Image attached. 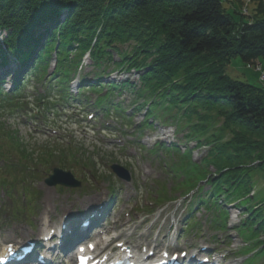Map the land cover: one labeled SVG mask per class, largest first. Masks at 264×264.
<instances>
[{
	"label": "trees",
	"instance_id": "1",
	"mask_svg": "<svg viewBox=\"0 0 264 264\" xmlns=\"http://www.w3.org/2000/svg\"><path fill=\"white\" fill-rule=\"evenodd\" d=\"M225 1L234 0H0V112L7 105L17 108L33 76L46 91H58L53 93L57 100L71 98L68 83L89 53L96 71L93 81L80 78V90L87 86L99 94L96 104L104 115H121L122 104L109 97L128 90L135 97L133 110H145L140 130L152 125L151 117L172 118L167 116L172 109L180 124L196 120L195 134L209 151L201 163L193 162L189 151L180 155L181 184L195 189L193 204L211 210L215 228H226L223 205L238 199L247 213L238 232L258 238L264 232V196L249 202L254 176L264 179V85L231 77L226 66L238 56L247 68L264 71L258 62L264 58V0H250L253 10L244 14L240 5L229 11ZM123 45L130 49L121 50ZM52 56L55 65L47 74ZM110 63L113 70H105ZM114 70H133L139 85L130 79L101 80ZM8 78L10 91L3 87ZM259 80L264 81L260 74ZM50 92V101L56 100ZM159 149L169 156L179 152L162 143L151 151ZM68 151L66 157L77 150ZM88 162L94 166L92 159ZM191 222L186 219L182 229ZM254 243L264 248V241Z\"/></svg>",
	"mask_w": 264,
	"mask_h": 264
},
{
	"label": "rangeland",
	"instance_id": "2",
	"mask_svg": "<svg viewBox=\"0 0 264 264\" xmlns=\"http://www.w3.org/2000/svg\"><path fill=\"white\" fill-rule=\"evenodd\" d=\"M225 5L232 12L240 5L242 6L240 12L243 14L251 12L254 7V4L243 5L235 0L225 1ZM126 48L128 51L130 46H120L121 50ZM73 54L74 52L71 53ZM113 55L116 59V54ZM83 58H87L86 55ZM51 59L48 74L53 70L51 65L54 56ZM84 62L86 64L83 63L77 72L90 79L96 68L92 67L91 60L84 59ZM258 62L264 69V58ZM245 65L240 57L234 56L226 66V73L256 85H264V81L259 80V74L261 78L264 77V71L259 73L253 66L247 68ZM104 67L103 64L101 69ZM113 68L114 65L110 63L104 69ZM126 76L139 85L136 72L119 75L122 79ZM24 78L22 76L21 81ZM45 89V85L40 81L33 80L21 94L19 108L11 109V105H7V108L0 112V248L6 242L16 241L19 237L24 240L38 239L42 217L45 216L44 213L40 218V211L47 208L51 219L49 223L54 225L62 216V212L70 208L71 202L75 203L73 208L76 207V212L80 211L81 214H85L86 209H94L109 202L107 224L96 231V234L106 241L117 236L112 246L116 241L122 242L127 239L131 243L139 244L140 248L148 246V251L156 243L159 253L163 251L164 246H170L177 254L184 249H187L189 254L191 249L209 247L215 258L224 257L227 263L234 261L236 264H264V248L256 254L249 248L251 244L248 241L253 242L255 237H250L249 232H246L245 239L236 234L235 227L239 224L240 218L247 214L245 206L241 205L238 199H234L224 208L228 212L227 229L219 231L212 229L211 212L206 211L203 206H198L192 213L193 227L180 232V224L187 211L186 199L190 196L180 193V185L175 187L181 174L172 178L173 172L169 165L176 162L177 158L168 157L160 150L150 151L154 144L151 133L154 131L153 126L157 125L158 129L161 123L168 125L176 123L177 137L190 145L191 160L201 163L208 154L209 146L200 143L203 142V138L198 141L195 133L199 128L194 131L195 119L192 120V124L188 122L180 124L172 114L175 113L172 109L167 115H172V118L151 117L149 121L152 127L150 124L140 130L141 126L137 125L143 121L145 110L141 108L139 111H132L136 102L131 91L121 90L119 93L115 91L109 99L111 102L122 104L124 109L121 115L112 112L110 116H104L96 109L97 95L89 90L80 91L77 96L80 100L50 102L48 101L50 91L47 92ZM53 92L56 91L51 90V97H55ZM142 101L143 98H140L137 103ZM55 102L59 104L55 105ZM88 113H94V117L88 118ZM205 134L208 136L209 132ZM176 139L171 137V140ZM57 148L58 153L49 156V151ZM68 150L74 152L77 150L76 155L66 157ZM83 158L85 160H82ZM166 158L167 165L164 166L163 161ZM91 159L94 166L88 162ZM179 161L181 164V158ZM112 162L129 170L130 181L126 182L112 172L110 168ZM60 165L63 169L71 170L81 181L79 187L48 186L44 182L51 168ZM176 171L180 170L176 168ZM210 171L213 173L214 169L210 167ZM254 182L250 192L253 193V199L249 204H255L264 196V179L260 175H255ZM162 187L166 192L164 196H161ZM206 188L208 186H205ZM112 191L114 196L111 195ZM46 193L51 195L47 208L43 204ZM151 207L157 211L146 215L147 209ZM101 209L102 207L100 211ZM121 232H124V235L119 236ZM177 234H181V239L176 243ZM257 239L264 241V232H261ZM55 240L57 241L56 237L54 242ZM51 244L53 243L49 242L47 245ZM255 248L256 246L253 247ZM51 250L53 256L56 255L57 258L62 256V260L58 258L62 264L69 263V253H60L58 256L57 250Z\"/></svg>",
	"mask_w": 264,
	"mask_h": 264
},
{
	"label": "water",
	"instance_id": "3",
	"mask_svg": "<svg viewBox=\"0 0 264 264\" xmlns=\"http://www.w3.org/2000/svg\"><path fill=\"white\" fill-rule=\"evenodd\" d=\"M111 168L119 177L129 180L130 175L125 168L115 163L111 165ZM44 181L47 185L61 184L66 187H75L80 185V182L74 178L73 174L69 170H63L58 167H53L52 174L48 175Z\"/></svg>",
	"mask_w": 264,
	"mask_h": 264
},
{
	"label": "bare ground",
	"instance_id": "4",
	"mask_svg": "<svg viewBox=\"0 0 264 264\" xmlns=\"http://www.w3.org/2000/svg\"><path fill=\"white\" fill-rule=\"evenodd\" d=\"M12 68H13V66H12ZM8 69H10V67H8ZM51 199V195H50V193H46L45 194V196H44V200H45V203H46V205L48 206V203H49V200ZM85 202H87V201H85ZM72 203H74V202H72ZM48 217V216H47ZM48 220V219H47ZM66 224V219L64 218V219H62V220H60L59 222H58V224H56L55 226V230L58 232V231H62V229H63V226ZM48 225H50V224H47V222H46V220L44 219V221H43V227H42V229L39 231L40 232V234H48L52 229H53V227H49ZM67 225V224H66ZM50 226H52V225H50ZM124 233H122L121 235H123ZM128 241L129 240H127V241H123L121 244H120V246L119 247H121L122 246V248H124L125 250H127V248H131V252H132V254H133V256L137 259V261H139V262H143V261H145V259H144V255L146 254V253H136L135 251H134V248L137 246L136 244H133V243H130L129 245H128ZM84 246V245H83ZM85 248H88V246H84ZM3 251V250H2ZM98 255H102V256H105V254H104V252L103 251H101V252H99L96 256H98ZM222 262H223V259L222 258H217V260H215L214 261V263L213 264H222ZM226 264H236L234 261L232 262V261H229L228 263H226Z\"/></svg>",
	"mask_w": 264,
	"mask_h": 264
},
{
	"label": "built area",
	"instance_id": "5",
	"mask_svg": "<svg viewBox=\"0 0 264 264\" xmlns=\"http://www.w3.org/2000/svg\"><path fill=\"white\" fill-rule=\"evenodd\" d=\"M240 1L242 2L243 5H246L250 2V0H240ZM262 79H264V77H262Z\"/></svg>",
	"mask_w": 264,
	"mask_h": 264
}]
</instances>
